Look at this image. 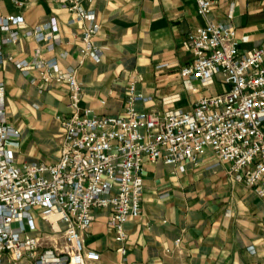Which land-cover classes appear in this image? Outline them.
Masks as SVG:
<instances>
[{
	"label": "crops",
	"instance_id": "obj_1",
	"mask_svg": "<svg viewBox=\"0 0 264 264\" xmlns=\"http://www.w3.org/2000/svg\"><path fill=\"white\" fill-rule=\"evenodd\" d=\"M212 1L211 13L203 17L194 0H93L100 25L93 41L102 55L98 61L79 64L83 23L68 25L69 13L51 0H0V17L18 15L25 23L14 43L1 44L8 34L0 30L5 110L19 134L6 145L16 162L54 163L63 141L56 116H69L73 109L66 83H43L38 70L24 74L13 59L29 61L40 48L41 58L55 57L59 69L75 67L80 111L88 116L123 113L132 84L134 94L148 99L135 103L137 111L188 110L200 97L226 90L220 77L203 87L179 75L191 60L183 42L195 28L208 21L230 25L238 50L264 49V0ZM51 17L58 22L59 44L48 51L49 42L37 43L25 32ZM171 96L179 100L162 103ZM217 164L210 151L195 163L146 164L140 215L125 223L126 254L116 252L107 209L95 211L92 227L82 234L85 246L99 254L95 264H264V199L231 181L225 166ZM46 229L41 218L39 229L31 234L42 235L46 244ZM31 263L24 257L16 264ZM0 264H9L7 255L0 257Z\"/></svg>",
	"mask_w": 264,
	"mask_h": 264
},
{
	"label": "built area",
	"instance_id": "obj_2",
	"mask_svg": "<svg viewBox=\"0 0 264 264\" xmlns=\"http://www.w3.org/2000/svg\"><path fill=\"white\" fill-rule=\"evenodd\" d=\"M194 1L199 15L211 13L212 0ZM51 2L69 13L68 25L83 23L79 64L85 59L98 61L102 53L93 38L100 25L91 7L93 0ZM24 27L21 16H1L0 30L8 34L1 44L16 42L17 29ZM57 33L58 22L51 17L25 35L37 43L49 42L46 49L53 51L59 44ZM183 47L191 60L179 75L203 87L220 77L226 90L200 97L188 110L162 113L137 111L135 103L148 99L134 94L132 84L123 113L88 116L80 111L81 87L75 67L59 69L55 57L41 58L40 48L34 49L29 61L12 60L24 74L38 70L43 83H66L73 113L56 116L63 141L54 163L19 164L6 145L19 134L8 122L0 81V257L7 255L9 264L24 257L31 264H95L99 254L85 246L82 234L92 227L99 209L109 210L107 226L114 232L116 252L124 256L125 223L141 211L144 167L157 161L195 163L210 151L225 166L231 181L264 199V49L238 50L233 27L213 21L195 28ZM178 100L171 96L162 103ZM35 211L47 224L44 234L50 238L46 244L42 235L31 234L36 230Z\"/></svg>",
	"mask_w": 264,
	"mask_h": 264
},
{
	"label": "rangeland",
	"instance_id": "obj_3",
	"mask_svg": "<svg viewBox=\"0 0 264 264\" xmlns=\"http://www.w3.org/2000/svg\"><path fill=\"white\" fill-rule=\"evenodd\" d=\"M36 213H38V211H36ZM40 219H41V217L40 216H37V218L35 220V226H36L37 229H39Z\"/></svg>",
	"mask_w": 264,
	"mask_h": 264
}]
</instances>
